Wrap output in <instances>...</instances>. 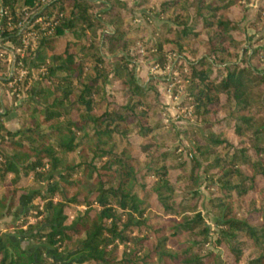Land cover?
Segmentation results:
<instances>
[{
  "label": "trees",
  "instance_id": "trees-1",
  "mask_svg": "<svg viewBox=\"0 0 264 264\" xmlns=\"http://www.w3.org/2000/svg\"><path fill=\"white\" fill-rule=\"evenodd\" d=\"M130 1L0 0V218L22 205L0 264H264V46L247 35L264 0L245 24L244 0ZM135 10L162 23L151 38ZM145 60L166 77L140 82Z\"/></svg>",
  "mask_w": 264,
  "mask_h": 264
},
{
  "label": "rangeland",
  "instance_id": "rangeland-1",
  "mask_svg": "<svg viewBox=\"0 0 264 264\" xmlns=\"http://www.w3.org/2000/svg\"><path fill=\"white\" fill-rule=\"evenodd\" d=\"M125 1L127 2L128 6L132 5V2L130 0H125ZM244 1H245V6H246V13H245V19H244L243 24L255 18L256 11L258 9V6L261 0H244ZM134 18H135L134 24L142 25L143 27L144 26L148 27L146 24V20L150 21L155 27H159L162 24L159 20H157V18L155 17L153 13H149V12H141L139 10H135ZM161 32H164V29H161ZM146 34H147V39L151 38V30L149 27L147 28ZM247 35H250L249 45L253 49H257L259 47L264 46V24L258 31H255L253 28L247 29ZM254 64L259 69H263L264 59H261V60L255 59ZM169 66L170 65L167 64L165 69H161V68L159 69L157 65L152 64V60H145V61H142L141 64L136 67V75L139 81L142 83L149 80L150 77L164 78L166 77L165 72L166 70L169 69ZM0 75L2 76L3 74H0ZM157 87L160 92L159 102L162 105L163 110L165 112V115L162 118V122L167 125H171L177 133H180L181 141L186 142L187 137L185 133H186L187 128L190 127L191 124L193 123L192 119H190L188 112L186 113L185 109L179 107V98L172 94V85H165L163 82H160L157 84ZM6 93H8V91ZM21 97L22 96L17 95L13 102L18 103ZM0 112H2V109H0ZM13 118H14V121L12 123L10 121H6V120L4 121V125L8 129L9 128L12 129L14 127L13 123L18 124L16 117L13 116ZM31 177H32L31 174L27 175L26 177H22L20 179V184L25 185V186L30 185ZM40 202L41 200L39 198H35L33 201V204L39 205L41 204ZM82 210H83V207L70 206L66 208L65 215L67 216V222L70 221L78 212ZM21 219L22 218L16 221V223L18 222L20 223L22 221ZM28 220L34 221V217L30 216ZM10 221H11L10 218H8V220H6V224L0 225V230L7 229L6 225H9ZM208 221H209V224L211 225L212 218H209ZM10 231H13V228ZM219 257H220V254H219ZM217 264H221L220 258L217 259Z\"/></svg>",
  "mask_w": 264,
  "mask_h": 264
},
{
  "label": "built area",
  "instance_id": "built-area-1",
  "mask_svg": "<svg viewBox=\"0 0 264 264\" xmlns=\"http://www.w3.org/2000/svg\"><path fill=\"white\" fill-rule=\"evenodd\" d=\"M36 22L40 23L42 28H46V27H50L51 26L50 22L43 21L42 18H37ZM35 39H36V36H35L34 31L29 30L28 32L25 33V35L23 37V43L26 46L28 40L31 41L32 43H34ZM7 61L10 62V64H11L10 65V69H12V67H13V58H12V56L10 54L7 55ZM23 74H25V71H23V69H22L19 72V77L22 76ZM0 93H1V91H0Z\"/></svg>",
  "mask_w": 264,
  "mask_h": 264
},
{
  "label": "crops",
  "instance_id": "crops-1",
  "mask_svg": "<svg viewBox=\"0 0 264 264\" xmlns=\"http://www.w3.org/2000/svg\"><path fill=\"white\" fill-rule=\"evenodd\" d=\"M6 121H10L12 123L14 121L13 115L11 114L10 116H8L6 118ZM13 124H14L13 125L14 127L12 129L16 130L17 127H18V124H16V123H13ZM9 129H11V128H9ZM21 208H22V205L21 206H17V207L14 208L13 215L3 216L2 218H0V225L6 224V220H8V218H10V220H11L10 221V224L11 223L13 224L15 222V216H17V214L19 213V211L21 210ZM10 230L11 229H8V228L7 229H2V230H0V233L1 232H5V231L11 232Z\"/></svg>",
  "mask_w": 264,
  "mask_h": 264
}]
</instances>
